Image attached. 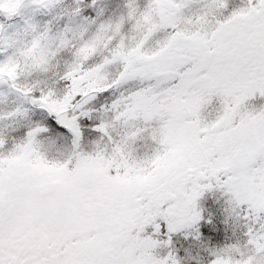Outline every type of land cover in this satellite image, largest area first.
I'll return each mask as SVG.
<instances>
[{
    "label": "snow or ice",
    "instance_id": "obj_1",
    "mask_svg": "<svg viewBox=\"0 0 264 264\" xmlns=\"http://www.w3.org/2000/svg\"><path fill=\"white\" fill-rule=\"evenodd\" d=\"M0 264H264V0H0Z\"/></svg>",
    "mask_w": 264,
    "mask_h": 264
}]
</instances>
